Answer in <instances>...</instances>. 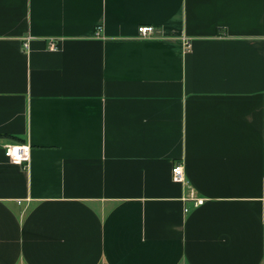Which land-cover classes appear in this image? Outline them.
Wrapping results in <instances>:
<instances>
[{"label": "crops", "instance_id": "0c3cea01", "mask_svg": "<svg viewBox=\"0 0 264 264\" xmlns=\"http://www.w3.org/2000/svg\"><path fill=\"white\" fill-rule=\"evenodd\" d=\"M0 264H264V0H0Z\"/></svg>", "mask_w": 264, "mask_h": 264}, {"label": "built area", "instance_id": "2783aa9c", "mask_svg": "<svg viewBox=\"0 0 264 264\" xmlns=\"http://www.w3.org/2000/svg\"><path fill=\"white\" fill-rule=\"evenodd\" d=\"M140 39L150 40L153 39L155 33V27L153 26H142L138 29ZM28 49V43L24 45ZM50 49L56 51L58 49L57 43L54 41L50 42ZM31 148L27 144H9L5 147V155L10 163L15 165H28L30 161ZM172 178L177 183L187 184L188 181L185 177L184 165L182 163H176L172 168ZM186 201H191L195 206H199L203 203L202 199L192 197L187 198ZM189 211V203L186 207V212Z\"/></svg>", "mask_w": 264, "mask_h": 264}]
</instances>
